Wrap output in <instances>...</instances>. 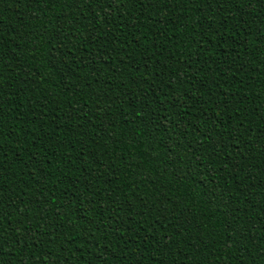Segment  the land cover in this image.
Listing matches in <instances>:
<instances>
[{
	"label": "trees",
	"instance_id": "obj_1",
	"mask_svg": "<svg viewBox=\"0 0 264 264\" xmlns=\"http://www.w3.org/2000/svg\"><path fill=\"white\" fill-rule=\"evenodd\" d=\"M0 264H264V0H0Z\"/></svg>",
	"mask_w": 264,
	"mask_h": 264
}]
</instances>
